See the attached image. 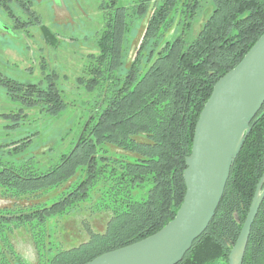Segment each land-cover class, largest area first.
Listing matches in <instances>:
<instances>
[{"label":"trees","instance_id":"obj_1","mask_svg":"<svg viewBox=\"0 0 264 264\" xmlns=\"http://www.w3.org/2000/svg\"><path fill=\"white\" fill-rule=\"evenodd\" d=\"M202 1L99 4L103 26L96 36V52L88 56V77L77 79L88 91L99 89L95 111L79 126L69 151L45 171H38L30 160L0 162V197L27 201L0 207V264H83L155 233L174 217L185 193L182 173L199 113L215 82L264 32V0H210V15L184 45ZM147 14L126 68L128 25ZM175 26L180 31L166 38ZM41 28L46 44L56 41L49 28ZM0 85L20 101V112L37 107L56 116L66 107L52 78L41 87L0 73ZM250 127L213 218L177 264H227L264 172V102ZM31 141L25 136L12 142V149L21 150ZM86 202L111 215L102 231L87 227V239L64 246L60 220ZM19 229L32 240L34 263L14 247L11 237ZM241 264H264V198Z\"/></svg>","mask_w":264,"mask_h":264},{"label":"rangeland","instance_id":"obj_2","mask_svg":"<svg viewBox=\"0 0 264 264\" xmlns=\"http://www.w3.org/2000/svg\"><path fill=\"white\" fill-rule=\"evenodd\" d=\"M14 1L4 0L7 7L5 9L0 0V27L6 24L11 30L14 21L8 14V8L15 17L23 18L21 23L27 18ZM102 1L106 0H30L31 8L39 19L38 24L32 25L27 32L28 35L33 34L28 36L19 28L12 33L9 32V35L0 34V73L18 81L38 83L41 87H46V79L52 78L66 102L65 109L56 116L39 112L37 107L24 108L23 112H20L22 107L20 101L11 98L6 88L0 85V162L2 164L17 165L30 160L31 165L38 171H45L58 163L62 154L69 151L79 126L85 119H89L91 111H95L94 105L99 89L88 91L85 84L77 79L88 77L85 71L89 64L88 56L96 52V36L103 26L98 9ZM139 1L115 0V4L130 7ZM200 5L191 29L184 37V45L195 38L202 23L212 11L213 4L210 0H203ZM147 17L148 14L128 25L125 33L127 48L123 53L126 68L130 64L135 48L139 45ZM41 26L49 28L54 33L56 41L46 44L41 38ZM177 28L179 29L175 26L170 30L166 38L177 34L180 31ZM41 47L42 50L39 49ZM123 70L122 67L121 71ZM25 136L31 137V143L21 150L14 151L12 142H17L21 138L24 140ZM106 147L114 150L111 146L106 145ZM26 202L24 199L0 197V207L14 208ZM86 203L88 204H83L80 209L64 215L60 220L58 231L64 246L87 239V227L95 231L104 229L111 211L107 209L97 211L94 210V205ZM11 240L16 251L27 261L34 263L36 253L29 234L19 229L12 235Z\"/></svg>","mask_w":264,"mask_h":264},{"label":"water","instance_id":"obj_3","mask_svg":"<svg viewBox=\"0 0 264 264\" xmlns=\"http://www.w3.org/2000/svg\"><path fill=\"white\" fill-rule=\"evenodd\" d=\"M263 102L264 32L241 60L215 82L199 113L182 173L185 193L174 217L155 233L83 264H177L213 218L230 168ZM263 198L264 172L227 264L242 263Z\"/></svg>","mask_w":264,"mask_h":264},{"label":"flooded vegetation","instance_id":"obj_4","mask_svg":"<svg viewBox=\"0 0 264 264\" xmlns=\"http://www.w3.org/2000/svg\"><path fill=\"white\" fill-rule=\"evenodd\" d=\"M4 0H2V6L6 9L7 7H6V5H5V3L3 2ZM14 2H17V6L23 11V13H25V15H26V19H25V21H23L22 23H21V21H22V19L23 18H19V17H15L13 14H12V19H13V23H12V25H11V30H9V28H8V26L5 24V25H3L5 28H3V27H0V29H1V32H0V34L1 35H4V34H8L9 35V32L10 33H12V31H14V30H18L17 28H19L20 30H22L23 32H25V33H27L31 28V26L32 25H35V24H38V22H39V19L37 18V17H35V15L37 16V14H36V12L31 8V2H30V0H22V2L20 1V0H15ZM24 3V4H23ZM23 4V5H22ZM23 6V7H22ZM25 6L26 7H28L29 8V10H27L26 8H25ZM10 10V9H9ZM28 11H31L32 12V14H34V15H32V16H30L29 15V12ZM36 19H37V21H36ZM36 21V22H35ZM21 23V24H20ZM28 26H29V28H28ZM34 29V28H33ZM22 32V33H23ZM33 33H30V35H32ZM27 35H28V33H27ZM30 35H28V36H30ZM18 37V36H17ZM26 38H28L27 36H26ZM42 38V37H41ZM30 40V39H29ZM33 40V39H32ZM42 40H43V38H42ZM31 41V40H30ZM44 41V40H43ZM44 47V46H43ZM43 47H41V48H39V49H43Z\"/></svg>","mask_w":264,"mask_h":264}]
</instances>
